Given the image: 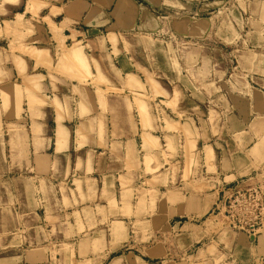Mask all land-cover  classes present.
Here are the masks:
<instances>
[{
  "label": "crops",
  "instance_id": "0c3cea01",
  "mask_svg": "<svg viewBox=\"0 0 264 264\" xmlns=\"http://www.w3.org/2000/svg\"><path fill=\"white\" fill-rule=\"evenodd\" d=\"M0 19V179L73 207L12 228L0 264H264V231L226 218L264 192V0H0Z\"/></svg>",
  "mask_w": 264,
  "mask_h": 264
},
{
  "label": "rangeland",
  "instance_id": "374dc122",
  "mask_svg": "<svg viewBox=\"0 0 264 264\" xmlns=\"http://www.w3.org/2000/svg\"><path fill=\"white\" fill-rule=\"evenodd\" d=\"M3 19V18H2ZM2 19H0V26L3 25ZM38 48H43L42 45H36ZM12 51H16L14 48ZM28 53L26 50H23ZM54 64L57 67H63L62 72L68 77L74 79L76 75L85 73L86 60L79 58L76 49H72L71 46L64 47L57 55H53ZM186 106H188L186 104ZM188 107H191L189 105ZM154 116L156 118L158 126L168 123L170 120V113L168 109L159 101L154 103ZM198 112V111H197ZM203 116L202 111L195 114V117L201 119ZM181 117V116H180ZM175 118V117H174ZM172 120L178 121L179 118ZM199 124V120L195 119ZM201 125V120H200ZM179 126V125H178ZM26 171L17 172V174H6L0 179V237L2 236V248L0 250L9 252L11 248L7 246L17 232H12L11 229L19 227L23 234L36 235L33 232L35 226L43 223H57L58 212L61 206L67 207L71 211L73 208L69 200L64 204L60 203L58 189L53 186L35 183L34 185L27 181ZM67 204V205H66ZM61 207V209L63 208ZM65 209V208H64ZM13 210V215H11ZM51 212L50 216H46V213ZM54 213V215H52ZM63 219L67 222L73 220L70 213L67 216L62 215ZM24 231V232H23ZM245 233V232H244ZM52 238L56 236L51 233Z\"/></svg>",
  "mask_w": 264,
  "mask_h": 264
},
{
  "label": "built area",
  "instance_id": "2783aa9c",
  "mask_svg": "<svg viewBox=\"0 0 264 264\" xmlns=\"http://www.w3.org/2000/svg\"><path fill=\"white\" fill-rule=\"evenodd\" d=\"M226 218L229 225L248 235L264 231V192L250 188L234 192L227 205Z\"/></svg>",
  "mask_w": 264,
  "mask_h": 264
},
{
  "label": "water",
  "instance_id": "95a60500",
  "mask_svg": "<svg viewBox=\"0 0 264 264\" xmlns=\"http://www.w3.org/2000/svg\"><path fill=\"white\" fill-rule=\"evenodd\" d=\"M256 238V236L255 235H253V239H255Z\"/></svg>",
  "mask_w": 264,
  "mask_h": 264
}]
</instances>
